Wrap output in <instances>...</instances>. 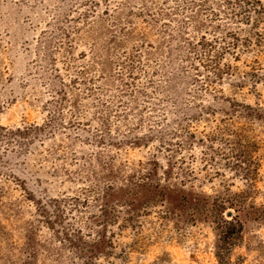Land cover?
<instances>
[{"label":"rangeland","instance_id":"1","mask_svg":"<svg viewBox=\"0 0 264 264\" xmlns=\"http://www.w3.org/2000/svg\"><path fill=\"white\" fill-rule=\"evenodd\" d=\"M96 1L98 28L119 12L134 36L97 39L82 7L58 18L66 0H0V264H219L191 207L227 190L250 192L228 264H264V0ZM145 177L159 196L125 198Z\"/></svg>","mask_w":264,"mask_h":264},{"label":"trees","instance_id":"2","mask_svg":"<svg viewBox=\"0 0 264 264\" xmlns=\"http://www.w3.org/2000/svg\"><path fill=\"white\" fill-rule=\"evenodd\" d=\"M66 5L60 10V13L58 15V18H62L65 20H69L70 16L73 15V13H77L78 8L82 7L83 11L79 14V20L88 22L90 21V24L88 23L87 27L90 28V32L93 34L94 37L103 38V36H109V40L113 42V44H123L125 42L124 39H129L130 37H133L135 34V31L133 29H130L132 24L131 18L129 19L131 15H127L128 21H126V25H124L122 22V18L120 17L122 13L116 12L113 15L112 19L113 22H116V25H108V23L105 22V19H101V26L97 27V21L94 20L93 13H95V9L98 6V1L96 0H66ZM106 2V1H105ZM145 7L141 9L140 13L144 14L151 13L150 9L148 8V5L146 2L144 3ZM257 4H259L257 1L254 0H227V5L231 6L232 8H240L239 11L242 12V14H246L249 16L248 13H251V8L254 10V8H257ZM107 10L104 12L106 13ZM108 12V11H107ZM95 16V15H94ZM162 16H168L167 14H162ZM234 16H237L234 14ZM112 17V16H111ZM73 18V17H71ZM96 19V18H95ZM107 21V20H106ZM116 29V30H115ZM65 39L70 40V35L67 33L62 34ZM190 49L193 53L197 54V47L193 44H189ZM196 50V51H195ZM226 48H222L221 54L224 52H227ZM199 59L202 61L204 57L206 56V53L204 55L197 54ZM211 56V55H209ZM190 59V56H188ZM218 59H221V55L217 56ZM101 66L103 67V70L107 69V63L105 61L101 62ZM121 66H125L126 70H128L129 78L134 79L133 75L136 68H135V58L129 59L128 62H122ZM194 67V70H199L197 68L198 65H192ZM207 68H213L212 65H206ZM85 73V72H84ZM83 74V73H82ZM85 77L83 76L80 80H84ZM79 80V78L77 79ZM79 81H74V84H77ZM82 83L84 86L86 84H90L88 81L87 83ZM149 84V83H148ZM154 85L153 83H151ZM124 86L129 87V83H124ZM170 89H172V83L169 84ZM131 88V87H130ZM135 90V89H132ZM87 94H91L93 96L95 92V89L86 88ZM136 92V91H135ZM55 94L59 96L60 100L62 101L65 93L63 89L60 91H57ZM174 101L176 103L178 102V99L174 98ZM99 102L103 104L102 100L99 99ZM105 124V123H104ZM178 132L174 131L172 133L173 136H177ZM100 138V137H99ZM103 138V137H101ZM154 162V161H153ZM156 168L157 163L154 162L151 164ZM151 173V174H150ZM149 175L152 176V172H150ZM251 173L244 172L242 173V176L245 178L246 182L248 183V187L252 185L254 182L251 178ZM151 179L148 177L142 178L141 182H143V185H137L135 189H130L128 194L125 195V198H132V197H139L141 196L142 200L145 201H151L152 199L159 196L158 193L155 192V190H159L161 187L160 183H155L153 181H150ZM146 181V182H145ZM150 181V182H149ZM153 188V191H152ZM109 190L112 189V185H109ZM128 191V190H127ZM132 193V194H131ZM249 191H242L238 193H232L228 190L222 194V195H215L213 197L211 196H197L196 199H193L195 202L194 205L191 207L193 210V214H195L198 217L203 218L206 222H209L213 228L216 230L217 233V251H216V257L218 259L219 264H228L229 262V255L233 248L238 244L243 230H244V224L241 220V214L245 213L248 206V200H250ZM109 196V195H107ZM152 196V197H151ZM228 213H231L229 216ZM259 217L264 216V206L261 207V211L257 214ZM108 216H111L110 213L103 212V215L100 216L99 224H105L107 223L106 218Z\"/></svg>","mask_w":264,"mask_h":264},{"label":"water","instance_id":"3","mask_svg":"<svg viewBox=\"0 0 264 264\" xmlns=\"http://www.w3.org/2000/svg\"><path fill=\"white\" fill-rule=\"evenodd\" d=\"M228 215L230 216V215H231V213H228Z\"/></svg>","mask_w":264,"mask_h":264}]
</instances>
